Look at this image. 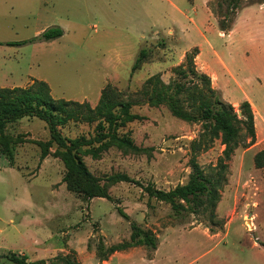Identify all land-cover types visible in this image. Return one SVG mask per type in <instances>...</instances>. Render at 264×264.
<instances>
[{
    "label": "rangeland",
    "instance_id": "374dc122",
    "mask_svg": "<svg viewBox=\"0 0 264 264\" xmlns=\"http://www.w3.org/2000/svg\"><path fill=\"white\" fill-rule=\"evenodd\" d=\"M227 2L0 0V87H26L37 78L47 82L54 98L94 105L109 82L138 100L148 76L159 74L169 83L184 65L185 52L197 47L195 67L210 76L211 86L237 113L240 102L249 101L255 130L251 144L240 131L238 146L225 161L213 216L176 218L169 202L149 196L144 187L167 191L187 181L190 144L200 121L177 118L164 105L133 106L145 119L124 130L146 151L110 147L96 159L82 156L96 177L121 173L139 183L108 184L110 199L66 187L55 145L41 157L49 140L42 120L23 117L6 124L0 140V264H13L5 257L9 253L44 264H64L56 256L81 264H264V167L253 162L264 147V0H238L229 11V28L221 31L218 20ZM53 25L63 29L62 36L3 43L29 39ZM141 48L149 50V58L130 74ZM187 104L182 96L181 108L194 114ZM89 129L70 123L60 131L73 137ZM5 143L12 163L2 153ZM223 147L214 139L197 153L206 175H214ZM131 223L151 232L156 248L139 245L99 260V242L105 247L127 242Z\"/></svg>",
    "mask_w": 264,
    "mask_h": 264
},
{
    "label": "trees",
    "instance_id": "16d2710c",
    "mask_svg": "<svg viewBox=\"0 0 264 264\" xmlns=\"http://www.w3.org/2000/svg\"><path fill=\"white\" fill-rule=\"evenodd\" d=\"M237 7L238 0H228L226 10L218 20L221 31L229 28L230 13ZM62 34L63 29L53 25L29 39L3 43L23 45L50 41ZM197 53V47L185 52L184 65L175 69L176 76L169 83H164L159 74L148 76L139 91L138 100L125 97L121 90L109 82L101 88L94 105L87 100L54 98L47 82L37 78H33L26 87H0V140L3 138L4 127L10 122L23 117H36L42 120L49 132V140L45 143L41 157L46 156L51 144L55 145V152L65 169L62 182L66 187L69 190L83 192L88 197L99 196L110 199L106 190L108 184L120 181L139 183L121 173L96 177L90 173L82 156L96 159L110 147L134 153L146 151V148L135 144L129 131L124 130L127 123L145 119V116L133 112L132 107L139 104H146L149 107L164 105L177 118L200 121L201 129L197 138L190 144V174L187 181L167 191L149 185L144 189L149 196L169 202L172 214L176 218H183L185 214L205 212L212 217L219 198L218 190L221 187L222 172L226 167L225 161L238 146L240 131L243 130L244 136L249 140L248 143L254 141V115L248 100L240 102L237 113L231 103L222 99L218 90L211 86L210 76L195 67L194 58ZM148 58L149 50L141 48L131 65L130 74L140 69L141 64ZM182 96L187 100L188 107L195 111L194 114L181 108ZM70 123L85 124L90 129L86 133L67 137L60 129ZM214 139H219L224 147L222 156L215 166L214 175L209 176L197 162L196 155ZM9 146L5 143L2 153L12 163ZM253 162L255 167H264V147L255 153ZM117 211L127 219V215L119 207ZM130 227L131 232L127 242L110 247H105L99 242L96 257L105 260L115 251L139 245L156 248L157 240L151 232L142 230L135 223H131ZM260 244L264 247V242ZM5 257L13 264H44L43 259L28 260L24 254L9 253ZM54 258L62 260L64 264H81L67 256Z\"/></svg>",
    "mask_w": 264,
    "mask_h": 264
},
{
    "label": "bare ground",
    "instance_id": "6f19581e",
    "mask_svg": "<svg viewBox=\"0 0 264 264\" xmlns=\"http://www.w3.org/2000/svg\"><path fill=\"white\" fill-rule=\"evenodd\" d=\"M252 107H253V109H254V111H255V108H254V106L252 105Z\"/></svg>",
    "mask_w": 264,
    "mask_h": 264
}]
</instances>
